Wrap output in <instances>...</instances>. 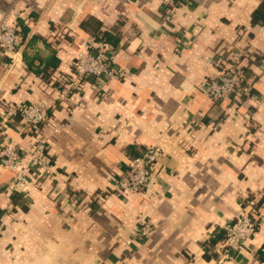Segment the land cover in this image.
I'll return each instance as SVG.
<instances>
[{
  "label": "crops",
  "instance_id": "obj_1",
  "mask_svg": "<svg viewBox=\"0 0 264 264\" xmlns=\"http://www.w3.org/2000/svg\"><path fill=\"white\" fill-rule=\"evenodd\" d=\"M258 10L264 0H0V16L26 30L17 53H0V117L31 103L50 115L34 135L20 117L0 123V150L38 139L53 162L47 174L29 171L25 210L7 191L16 172L0 161V264H264ZM88 21L119 34L112 66L125 77L82 78L61 100L70 62L97 45ZM235 53L251 71V93L210 100L207 84ZM151 146L160 153L147 189L116 192L114 180ZM248 206L256 234L241 250L217 252Z\"/></svg>",
  "mask_w": 264,
  "mask_h": 264
},
{
  "label": "built area",
  "instance_id": "obj_2",
  "mask_svg": "<svg viewBox=\"0 0 264 264\" xmlns=\"http://www.w3.org/2000/svg\"><path fill=\"white\" fill-rule=\"evenodd\" d=\"M182 0H161L167 7H173ZM23 44L20 27L11 22L7 14L0 16V53L12 56L17 53ZM96 50L88 51L80 58L70 62L73 77L67 79L62 88L58 89V98L66 99L76 90V82L82 78L119 80L125 77L121 69L112 66L113 50L105 43L96 45ZM242 55L235 53L231 56L228 67L206 86V95L212 101H221L238 93L244 78ZM20 117L23 125L30 129L32 126L47 124L50 115L38 104H21L10 106L0 117V123L5 125ZM160 150L157 146L146 149L144 154L132 159L130 170L121 178L114 180V190L123 195L142 193L147 189L152 172L158 162ZM0 161L10 170L16 172L14 183L7 188L8 192H27L29 185V171L35 169L47 174L53 167L52 159L47 153V145L42 140H35L32 148L23 150L14 144L8 143L0 150ZM21 185L22 188H18ZM255 212L251 206L243 208L235 218L225 227V237L216 246V251L224 255L229 251H238L243 248L257 232ZM143 236H148L151 228L144 225L140 228Z\"/></svg>",
  "mask_w": 264,
  "mask_h": 264
},
{
  "label": "trees",
  "instance_id": "obj_3",
  "mask_svg": "<svg viewBox=\"0 0 264 264\" xmlns=\"http://www.w3.org/2000/svg\"><path fill=\"white\" fill-rule=\"evenodd\" d=\"M252 21H253V24H256V23H264V10H258V11H256L253 14ZM83 27L88 32H91V34L93 36V39H94V41L97 44L100 43V42H103L109 48H113L114 47V44H116L117 41H118V35L119 34H116L114 32H105V31H102V29L100 28V26L97 23H95V22L88 21V22H86V23L83 24ZM24 33H26V30L22 31L21 28H20V34H21L22 40H23V37H24ZM93 50H96V48H94ZM93 50H91V51H93ZM243 71H244V78H243V80L241 82L240 89H242L241 90L243 92L242 94L246 96L249 93H251L250 85L248 84V79L251 78L252 74H251V71L247 67H244V70ZM89 78H94V77H89ZM41 127H42V124H39L37 126H32L31 127L32 130H33L32 134L34 135L35 132H36V130L39 129V128H41ZM145 151L146 150L140 152L139 154H136L134 157L141 156L142 154H144ZM11 194H12L13 206H16L17 205V207L26 210V207H25L24 202H23V199H22L23 198V193L22 192H20V193L19 192H11ZM224 237H225V234H224Z\"/></svg>",
  "mask_w": 264,
  "mask_h": 264
},
{
  "label": "water",
  "instance_id": "obj_4",
  "mask_svg": "<svg viewBox=\"0 0 264 264\" xmlns=\"http://www.w3.org/2000/svg\"><path fill=\"white\" fill-rule=\"evenodd\" d=\"M263 68H264V66H263Z\"/></svg>",
  "mask_w": 264,
  "mask_h": 264
}]
</instances>
